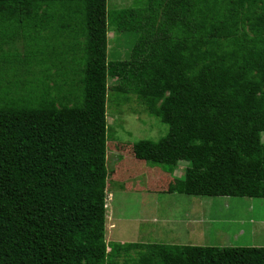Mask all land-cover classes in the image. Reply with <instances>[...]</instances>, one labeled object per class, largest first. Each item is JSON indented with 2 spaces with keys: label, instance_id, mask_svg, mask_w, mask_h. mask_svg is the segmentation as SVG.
<instances>
[{
  "label": "trees",
  "instance_id": "obj_1",
  "mask_svg": "<svg viewBox=\"0 0 264 264\" xmlns=\"http://www.w3.org/2000/svg\"><path fill=\"white\" fill-rule=\"evenodd\" d=\"M111 25L139 34L129 59L108 60ZM35 34L79 68L47 77L30 49L25 91L0 87V264H264V246L106 238L110 89L169 125L133 145L167 173L188 163L168 192L264 198V0H0V48Z\"/></svg>",
  "mask_w": 264,
  "mask_h": 264
},
{
  "label": "rangeland",
  "instance_id": "obj_2",
  "mask_svg": "<svg viewBox=\"0 0 264 264\" xmlns=\"http://www.w3.org/2000/svg\"><path fill=\"white\" fill-rule=\"evenodd\" d=\"M144 1L108 0L109 12L137 7ZM37 34L28 40L30 46L21 37L2 45L0 51L10 56L0 60V87L11 84L12 90L18 88L25 91L20 80H16L12 68L20 71L21 80L26 82L29 79L26 75L28 68H33L34 64L27 68L25 57L30 49L33 54L36 51L44 52L45 62L40 65L47 70V77L55 78L57 70L66 68L67 63L69 69H66L75 77L73 68H79L78 59V68L70 66L75 53L67 52L64 41L39 37ZM138 35L135 31L119 32L111 25L108 34V60L129 59ZM60 54L61 61L58 58ZM32 60L33 63L41 62L36 56ZM47 77L43 78L44 81L49 79ZM59 79L64 80L61 76ZM49 83L51 81L45 82L46 85ZM114 84L116 79L110 78L109 85ZM107 116L106 238L109 244L142 242L218 247L264 246V224L255 221L264 217V198L200 197L177 191L168 192L170 183L183 175L188 163L180 161L173 174L167 173L162 166L137 159L133 145L140 139H161L168 133L169 125L151 114L137 95L130 94L124 100L113 89L108 92ZM262 140L264 142V132ZM191 215L200 217L201 220L204 218L203 226L189 228Z\"/></svg>",
  "mask_w": 264,
  "mask_h": 264
},
{
  "label": "crops",
  "instance_id": "obj_3",
  "mask_svg": "<svg viewBox=\"0 0 264 264\" xmlns=\"http://www.w3.org/2000/svg\"><path fill=\"white\" fill-rule=\"evenodd\" d=\"M250 203H252V202H250ZM250 206L252 207L253 204H250ZM197 218H199V219H197ZM197 218L195 217V215L189 216V228L196 227V226H199V225L203 226V224L205 223L203 221L204 218H202V220L200 219V217H197ZM255 221L262 222V224H264V217L257 218Z\"/></svg>",
  "mask_w": 264,
  "mask_h": 264
}]
</instances>
